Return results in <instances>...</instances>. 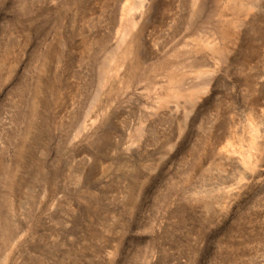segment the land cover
I'll use <instances>...</instances> for the list:
<instances>
[{"label":"rangeland","instance_id":"rangeland-1","mask_svg":"<svg viewBox=\"0 0 264 264\" xmlns=\"http://www.w3.org/2000/svg\"><path fill=\"white\" fill-rule=\"evenodd\" d=\"M0 264H264V0H0Z\"/></svg>","mask_w":264,"mask_h":264}]
</instances>
